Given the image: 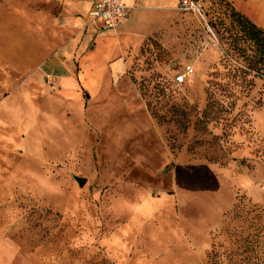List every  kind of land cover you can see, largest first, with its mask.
Here are the masks:
<instances>
[{
    "label": "rangeland",
    "instance_id": "obj_1",
    "mask_svg": "<svg viewBox=\"0 0 264 264\" xmlns=\"http://www.w3.org/2000/svg\"><path fill=\"white\" fill-rule=\"evenodd\" d=\"M194 1L201 14L129 5L141 35L127 75L154 119L140 109L132 123L102 79L86 89L77 76L81 102L65 103L36 68L39 22L100 35L86 0H0V264H264L261 82L232 77L231 17L264 30V0L253 18L231 0Z\"/></svg>",
    "mask_w": 264,
    "mask_h": 264
},
{
    "label": "crops",
    "instance_id": "obj_2",
    "mask_svg": "<svg viewBox=\"0 0 264 264\" xmlns=\"http://www.w3.org/2000/svg\"><path fill=\"white\" fill-rule=\"evenodd\" d=\"M125 4L135 5V8L142 16L147 10L143 9L151 4H164L167 0H124ZM163 1V2H162ZM244 3V7L240 6L239 2ZM255 0H231L236 9L251 18H253L250 10V3ZM258 1V0H256ZM89 5L87 16L91 8L93 0H86ZM171 2V0H168ZM130 8V7H129ZM128 22L118 28L112 37L107 36V33L93 30V32L100 33V35H90L86 39L80 32H72L71 28H61L52 33L46 28V24L39 22L38 31L41 37H44L42 49L36 58V68L39 69L43 75L51 76L56 79L55 92L60 93V102L70 103L77 101L81 102V97L77 93L78 83L76 78L78 76L81 84L88 89L87 81L103 80L102 88L115 87L116 96L113 103L110 105V110H120L128 114V120L135 122L134 114L140 109H144L150 120L154 119L147 108V105L142 98L137 86L132 79L127 75L130 66L129 57L127 55V47L134 39H140L141 32L135 30L134 27L128 25ZM147 24L143 22L140 17V26ZM41 30V31H40ZM43 32V33H42ZM111 33V32H109ZM47 37V39H46ZM94 40V41H93ZM137 40V41H138ZM93 41V42H92ZM91 44L89 45V43ZM113 46L109 56L102 59L101 52ZM111 46V47H112ZM110 47V48H111ZM30 61H25L26 68H31ZM34 68V67H33ZM53 90L52 86H48ZM47 90L48 88L45 87ZM48 91V90H47ZM91 119V109L88 113ZM95 126H100L102 123L93 120Z\"/></svg>",
    "mask_w": 264,
    "mask_h": 264
},
{
    "label": "trees",
    "instance_id": "obj_3",
    "mask_svg": "<svg viewBox=\"0 0 264 264\" xmlns=\"http://www.w3.org/2000/svg\"><path fill=\"white\" fill-rule=\"evenodd\" d=\"M231 17L241 33L233 41V54L237 59L232 77L241 83L240 86L250 90L256 87V80L260 81L259 97L255 104L264 109V30L237 11H233ZM238 42L244 46L238 45ZM224 53L226 57L229 56L228 52Z\"/></svg>",
    "mask_w": 264,
    "mask_h": 264
},
{
    "label": "built area",
    "instance_id": "obj_4",
    "mask_svg": "<svg viewBox=\"0 0 264 264\" xmlns=\"http://www.w3.org/2000/svg\"><path fill=\"white\" fill-rule=\"evenodd\" d=\"M177 6L182 12L201 14V7L194 0H177ZM130 12L131 8L125 4L124 0H93L88 13V26L103 33L114 32L128 22ZM190 72L191 68H187L176 76V83L182 84ZM47 78L50 82L49 85L55 87L56 79L51 76H47Z\"/></svg>",
    "mask_w": 264,
    "mask_h": 264
},
{
    "label": "water",
    "instance_id": "obj_5",
    "mask_svg": "<svg viewBox=\"0 0 264 264\" xmlns=\"http://www.w3.org/2000/svg\"><path fill=\"white\" fill-rule=\"evenodd\" d=\"M77 181L80 184V186H83L86 182L84 178H77Z\"/></svg>",
    "mask_w": 264,
    "mask_h": 264
}]
</instances>
